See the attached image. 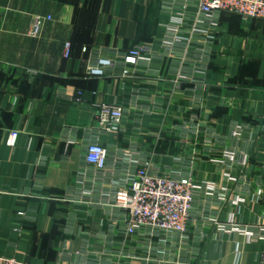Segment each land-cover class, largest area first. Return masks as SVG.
Here are the masks:
<instances>
[{"label": "crops", "instance_id": "1", "mask_svg": "<svg viewBox=\"0 0 264 264\" xmlns=\"http://www.w3.org/2000/svg\"><path fill=\"white\" fill-rule=\"evenodd\" d=\"M183 8L198 14L188 0H0V254L25 264H175L177 235H126V214L112 205L113 180L123 186L130 168L119 157L132 152L151 156L159 175H192L200 185L183 261L200 251L199 264H236L238 249L237 264H264V239L215 224L232 213L251 229L264 224V19L216 12L205 18L217 23L208 46L197 36L169 53L165 27ZM37 15L52 19L31 37ZM138 44L148 49L129 75L122 63L86 74L98 57ZM198 67L196 80H179ZM104 102L124 107L120 131L97 128ZM12 130L19 134L9 145ZM93 142L108 149L107 171L94 177L88 167L85 188L95 193L67 200L68 189L80 192Z\"/></svg>", "mask_w": 264, "mask_h": 264}, {"label": "built area", "instance_id": "2", "mask_svg": "<svg viewBox=\"0 0 264 264\" xmlns=\"http://www.w3.org/2000/svg\"><path fill=\"white\" fill-rule=\"evenodd\" d=\"M196 3L198 14L194 18H188L185 8L176 9L171 12L170 22L166 25L163 46L170 52L178 45H185L189 49L198 42L197 36L203 37L204 46L212 41V33L217 26L215 21L206 22L205 18L212 17L216 12H227L241 15L250 19H264V0H188ZM52 19L51 15H37L28 30L31 37H39L46 23ZM148 49L146 45L138 44L123 54L115 56H100L97 61L88 64L86 74L90 76H103L107 69L114 67L116 63L123 64V75H129V66H135L143 58L144 52ZM87 50L86 47L83 48ZM64 56H71V43L67 41L64 47ZM194 75H181L179 80H196V76L204 73L202 67L195 68ZM71 100L76 103L83 101V92L77 91L71 95ZM124 116V107L118 103H101L96 112V126L105 132H117L121 130V121ZM19 132L12 130L8 139L9 145H14ZM228 158L233 156L229 154ZM108 149L100 143L88 144L85 152L87 167L79 171V193L71 188L65 192V199L77 203L86 202L84 197H91L95 189L85 188V181L88 176V167L93 168L94 177L104 175L107 171ZM119 160H127L130 168L123 178L124 185H119L118 179L113 180L117 188L113 194L112 205L126 214L123 227L126 235H133L139 231L149 230L151 235L178 236V254L175 264H199L202 259V252L194 253L196 262L182 260L183 245L187 235L188 224L195 201L196 190L200 188L192 175L171 176L169 174L159 175L154 172L152 157H139L132 152L125 153ZM81 185V186H80ZM209 190H215V185H209ZM262 191H259L258 198ZM90 200V199H89ZM244 197H237L233 200L235 206L244 202ZM91 202V201H90ZM239 208V207H238ZM234 213L226 222L215 220V224L221 230L239 232L247 241L264 239V224L257 223L256 229L249 225L239 224L234 220ZM239 250L235 251V263H238ZM264 257V255H263ZM0 264H25L15 257L0 254Z\"/></svg>", "mask_w": 264, "mask_h": 264}]
</instances>
